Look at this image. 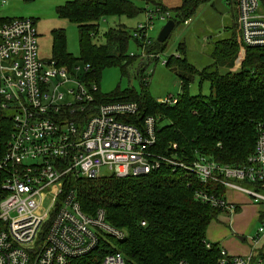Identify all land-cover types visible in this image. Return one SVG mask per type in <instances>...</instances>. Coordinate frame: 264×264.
I'll return each mask as SVG.
<instances>
[{"label": "built area", "instance_id": "2783aa9c", "mask_svg": "<svg viewBox=\"0 0 264 264\" xmlns=\"http://www.w3.org/2000/svg\"><path fill=\"white\" fill-rule=\"evenodd\" d=\"M145 9L146 21L134 34L144 35L141 43L148 48L153 19L168 20L170 13L157 6ZM236 9L242 42L264 47V0H237ZM37 39L33 18H0V107L10 116V127L0 128V264H68L94 250L102 235L125 236V230L107 223L102 209L94 215L81 210L75 188L80 179L138 176L166 165L184 168L202 183L222 185L223 196L196 191L195 198L230 216L239 205L226 199L228 190L264 204V122L256 124L253 151L240 166L203 155L186 162L176 153H156L157 118L147 115L138 126L124 120L138 113L136 102L97 103L98 85L87 79L90 66L40 58ZM158 101L174 104L177 97ZM257 215L264 218V211ZM258 233H264V223ZM260 238L250 240L256 244ZM255 250L233 255L220 247L218 264H264V253ZM95 264L126 263L115 251Z\"/></svg>", "mask_w": 264, "mask_h": 264}, {"label": "trees", "instance_id": "16d2710c", "mask_svg": "<svg viewBox=\"0 0 264 264\" xmlns=\"http://www.w3.org/2000/svg\"><path fill=\"white\" fill-rule=\"evenodd\" d=\"M142 1L168 11L175 28L190 19L199 5L210 0H181L180 5L171 8L162 5L160 0ZM232 2L235 19L229 34L214 42L210 64L198 69L188 60L183 42L177 45V54L165 59L166 67L179 69L180 91L174 104L161 103L149 94L143 71L139 93L133 88H118L111 93L100 91L105 68L118 67L122 75L128 74L135 59L128 51L129 42L133 37L142 42L144 35L132 34L125 24H118L105 30L104 40L99 42L96 39L99 21L107 16L133 18L145 12L146 9L133 0H67L58 5L55 8L57 16L76 24L78 56L67 50L65 30L54 28L51 30V58L58 65L69 67L76 63L88 64L87 79L98 85L97 103L136 102L138 113L125 117L126 122L140 126L147 115L157 118L156 139L152 146L156 153L167 156L176 153L178 160L186 162L203 155L222 164L240 166L253 151L256 124L264 122V47H248L242 42L237 0ZM167 39L154 40L147 45V52H163ZM236 63L238 71H221ZM194 74L199 76L200 82H209L212 91L209 95L190 94ZM4 126L10 127V116L0 107V128ZM172 145H176L175 150ZM75 188L85 214L94 215L102 209L107 223L125 229L126 234L122 239L100 236L94 250L71 259L68 264H95L105 254L115 251L121 252L126 264H171L178 260L189 264H218L219 244L211 242L207 247L206 232L211 222L224 211L195 198V192L223 196L225 188L222 185L211 181L202 183L184 168L162 165L138 176L107 174L80 179Z\"/></svg>", "mask_w": 264, "mask_h": 264}, {"label": "rangeland", "instance_id": "374dc122", "mask_svg": "<svg viewBox=\"0 0 264 264\" xmlns=\"http://www.w3.org/2000/svg\"><path fill=\"white\" fill-rule=\"evenodd\" d=\"M2 0H0L1 2ZM67 0H5V4L0 6V18L15 19V18H33L36 23L38 32V56L43 59L51 58V30L54 28H63L66 32L67 50L74 56H78V32L76 24L69 22L66 19L60 18L55 12L58 5L63 4ZM138 6L145 7V2L134 0ZM225 2V0H224ZM212 0L207 1L198 6L194 15L190 18L192 23L179 24L170 33L167 39L166 47L163 52L157 54V59L146 52L145 46H141V41L138 42L135 38H131L128 46L130 54L135 55L133 64L128 68V74L122 75L118 67L105 68L101 75L99 84L102 93H111L115 90H125L133 88L136 92H141L140 73L144 72V79L147 81V90L149 94L158 101L168 96L177 97L180 91V78L177 74L179 69H171L164 65L163 61L172 54H177V45L180 42L185 43L186 56L188 60L198 69L210 64L213 61L211 52L214 49V42L220 38L226 37L227 31L218 33L217 27L219 17H216V22L213 21L210 13L214 10ZM220 15V14H219ZM189 20V19H188ZM145 14L141 13L136 17L128 18L126 16H107L101 19L99 35L96 39L103 42L102 33L109 27H115L118 24H125L134 34V29L140 23H145ZM167 19L154 18L153 26L147 31V39L150 45L156 40L157 35L166 23ZM227 22H231L229 17L223 18L224 26ZM226 34V35H225ZM230 70L236 72L239 70V65L236 63L231 68H223L221 71ZM189 92L192 95L202 93L209 95L212 91L208 81L200 82L198 75H193L189 86ZM104 172V169H102ZM104 176V175H102ZM101 177V176H99ZM238 185L246 188H251L249 184L242 181L236 182ZM226 199L236 202L239 206L242 203H248L252 209V216H247L243 209L242 215L235 217L234 223L230 224L228 218L229 213L222 212L212 221L206 232V239H211V236L217 234L224 228L222 240H234L240 244L250 243V239L254 236H260L258 245L264 253V233H258V227L264 223V218H260L257 213L264 211L263 203H253L245 194L234 190H228ZM253 203V204H252ZM96 213V212H95ZM122 229V228H121ZM125 230V229H123ZM233 232V233H232ZM213 233V234H211ZM208 235V236H207ZM237 236H243L244 240H240ZM208 239V240H209Z\"/></svg>", "mask_w": 264, "mask_h": 264}, {"label": "crops", "instance_id": "0c3cea01", "mask_svg": "<svg viewBox=\"0 0 264 264\" xmlns=\"http://www.w3.org/2000/svg\"><path fill=\"white\" fill-rule=\"evenodd\" d=\"M143 2H145V1H143ZM160 3L162 5H164L165 7L171 8V7H175V6L180 5L181 0H160ZM154 5L155 4H153V3L145 2V7L152 8ZM211 7L214 9V10H211L212 13H210L211 17L213 18V21L216 22L217 21L216 17H219L218 26H216L218 33L223 30L224 32L227 31L226 34H229V28L235 19V4L232 2V0H225V2H224V0H212ZM226 17H229L231 19V22H227V26L226 25L224 26L223 18L225 21ZM103 19H105V18H103ZM187 23L190 25L192 23V19L191 20L189 19ZM99 29H100V23H99ZM241 209L244 210V212L246 213L247 216H249V215L252 216L253 211H252L251 207L248 205V203L243 202L242 205L239 206L240 211L239 210L238 211L240 213L237 212L234 215L235 217H239L240 215L243 214V213H241ZM234 216H230V218H228L230 224L234 223V219H233ZM223 232L226 233L224 228L221 231L219 229V232L217 234H214L213 236H211V239H209V238L206 239L207 242H209V243L217 242L219 244V247L225 249L228 253L233 254V255L234 254H238V255L247 254L248 252L252 251L253 249L254 250L256 249L255 250L256 252L257 251L262 252L260 250L261 247L258 245V243L254 244V242L251 240H250V243H247L245 245L237 243L236 241L230 240V239L229 240H222ZM207 234H208V232H207ZM211 234H213V233H211Z\"/></svg>", "mask_w": 264, "mask_h": 264}, {"label": "water", "instance_id": "95a60500", "mask_svg": "<svg viewBox=\"0 0 264 264\" xmlns=\"http://www.w3.org/2000/svg\"><path fill=\"white\" fill-rule=\"evenodd\" d=\"M175 24L173 22V20L168 19L166 21V23L162 26V28L160 29L156 40L159 42H163L167 39V37L170 35L171 31L173 30ZM240 240H244L243 236H237Z\"/></svg>", "mask_w": 264, "mask_h": 264}]
</instances>
